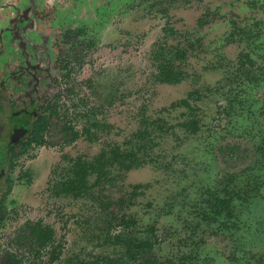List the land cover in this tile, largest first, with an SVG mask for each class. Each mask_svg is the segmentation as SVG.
Segmentation results:
<instances>
[{"label":"rangeland","instance_id":"rangeland-1","mask_svg":"<svg viewBox=\"0 0 264 264\" xmlns=\"http://www.w3.org/2000/svg\"><path fill=\"white\" fill-rule=\"evenodd\" d=\"M38 1L71 73L58 58L53 143L24 158L32 179L13 194L23 220L53 227L59 257L49 261L53 245L22 246L9 249V263L13 253L22 264H136L128 242L148 240L165 264H264V0ZM159 42L187 49L178 83L156 77ZM241 51L255 63L240 66ZM186 96L190 105L173 104ZM65 125L80 136L65 142ZM145 126L140 149L134 133ZM115 144L141 163L109 156L100 173L89 168ZM74 178L87 188L61 189ZM212 190L228 196L232 214L212 217Z\"/></svg>","mask_w":264,"mask_h":264},{"label":"flooded vegetation","instance_id":"flooded-vegetation-1","mask_svg":"<svg viewBox=\"0 0 264 264\" xmlns=\"http://www.w3.org/2000/svg\"><path fill=\"white\" fill-rule=\"evenodd\" d=\"M40 3L38 0H0V264H10L7 257L9 249L18 252L16 247L21 249L22 246L39 253L53 245L49 261H55L59 257V252L53 251L57 250L53 227L42 219L23 220L24 211L17 205L13 194L17 182L23 178L29 181L32 179L30 174L21 172L24 158L33 147L53 143L47 139V134L54 124L55 117L59 115V96L55 91L54 77L51 75L56 70L58 58L66 69V74L71 73L70 61L66 57H57L55 24L43 14L45 4L41 6ZM171 28L174 27L168 25L165 29H170L171 32ZM71 32L70 29L65 31L64 36L71 37ZM174 32L177 31L174 29ZM156 50H159L157 59L154 56ZM246 54L252 63L247 61L242 65L241 59ZM152 56L156 62V77L159 81L178 83L185 76L181 67V61L187 56V49L184 47L159 42ZM176 60L180 62L177 63ZM239 61L242 67L255 63L245 51L239 53ZM165 64L178 74L179 80L169 82L158 78L159 67ZM183 100L190 105L188 96L173 104L187 105ZM72 130L69 125L62 128L65 142L74 141H67ZM77 132L80 136V131ZM116 146L120 145L115 144L110 150L102 149L100 152H110ZM94 159L88 166L100 173L90 167ZM74 180L77 179L64 183L61 189L72 192L70 185ZM66 186L68 189H65ZM221 197L229 199L226 194ZM224 210L226 214H232L231 204ZM210 212L212 213V210ZM41 229L52 231V236L44 243H41L34 233ZM11 246L14 248H10ZM10 259L12 264H22L21 256L12 253ZM102 259L106 262L105 257Z\"/></svg>","mask_w":264,"mask_h":264},{"label":"trees","instance_id":"trees-1","mask_svg":"<svg viewBox=\"0 0 264 264\" xmlns=\"http://www.w3.org/2000/svg\"><path fill=\"white\" fill-rule=\"evenodd\" d=\"M159 50L155 51V58L159 57ZM241 59V64L245 65V62H250L252 63V60L250 57L246 55H243ZM158 78L162 81H169V82H174L179 80L178 74H175V71L172 70L168 64L161 65L159 67V73H158ZM185 104L188 105V103L183 100ZM65 131H67L65 129ZM71 134L69 137H67V141H72L75 140L79 136V132L72 130L70 131ZM149 131L147 126L145 127H140L134 134V139L138 141L139 148L141 149L142 147L145 148L147 145L146 139L149 136ZM133 139H130L128 143H131ZM110 156L111 162H117L122 164L123 166H134L138 165L141 163L140 157L137 155V152L132 150L131 148H126L122 149L120 146H116L113 148L110 152L107 151H102L100 152L94 159V162L90 165V167H93L96 170L102 171L103 166ZM75 166H81V163L79 160L76 159L74 161ZM87 188V186L81 184L79 181H72L70 185V190L72 192H80L82 189ZM65 189H68L66 186ZM208 205L212 210V217L214 216V213L217 214H222L226 208H228L230 204V200L224 197L219 196L217 193H215V190H212V197H209L207 199ZM204 215H207L205 211H203ZM210 216V215H209ZM38 239L41 241V243H44L46 240H48L52 236V231L48 229H41L39 231L34 232ZM134 244L131 242H128V253L132 259L136 262V264H165L164 261L160 260L157 256L152 251V246L153 243L148 241V240H141L138 244L133 246ZM106 264H127L125 262L123 256L119 257H105Z\"/></svg>","mask_w":264,"mask_h":264}]
</instances>
